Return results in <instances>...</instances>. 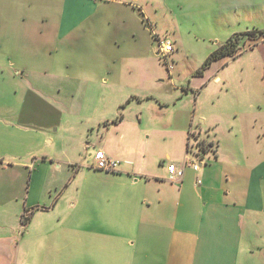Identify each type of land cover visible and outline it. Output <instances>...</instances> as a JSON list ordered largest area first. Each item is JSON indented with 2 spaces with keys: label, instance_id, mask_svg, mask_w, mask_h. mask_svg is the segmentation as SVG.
Segmentation results:
<instances>
[{
  "label": "crops",
  "instance_id": "crops-1",
  "mask_svg": "<svg viewBox=\"0 0 264 264\" xmlns=\"http://www.w3.org/2000/svg\"><path fill=\"white\" fill-rule=\"evenodd\" d=\"M193 12L208 13L209 26L253 23L264 18V0H0V30H17L14 37L0 33V91L16 83L56 92L66 84L68 91L89 93L87 106L89 96L99 99L113 88L136 91L141 100L138 93L148 96L164 77L144 17L158 35L173 31L178 50L177 38L183 39L176 29ZM10 13L16 14L14 25ZM48 30L53 40L48 41ZM21 42L55 44L54 52L63 44L75 53L25 58L14 50ZM258 47L264 67L262 38L235 56L213 61L200 74L180 75L186 82L181 88L201 92L210 80L221 79L213 66ZM261 73L262 82L264 68ZM230 92L242 95L234 96L229 107L197 113L198 126L187 130L184 160L173 163L182 175L173 180L167 170L172 162L159 158L153 164L144 157L138 177L130 179L132 155H119V141L106 143L107 152L97 147L86 155L91 164L94 152L102 150L119 164L114 172L102 171L103 179L84 184L75 183L79 171L72 174L65 152L39 161L48 166L58 159L53 172L66 171L53 185L32 179L36 175L28 173L25 155L12 160L0 154V264H241L263 237L264 85ZM229 115L233 120L223 122ZM195 116L188 110V119ZM119 119L121 125L125 116ZM0 124L8 131L2 139L30 130L45 134L47 128L39 123L33 129L26 119H0ZM189 133L207 145L198 171L188 163ZM49 142L62 147L53 138ZM9 217L20 219L21 229L16 220L9 224Z\"/></svg>",
  "mask_w": 264,
  "mask_h": 264
},
{
  "label": "rangeland",
  "instance_id": "rangeland-1",
  "mask_svg": "<svg viewBox=\"0 0 264 264\" xmlns=\"http://www.w3.org/2000/svg\"><path fill=\"white\" fill-rule=\"evenodd\" d=\"M47 2L49 3V1ZM51 3H54V0H51ZM208 15L205 12H193L191 16L180 23V28L176 30L177 34L180 32L179 36L182 33L183 43L177 38L181 43L178 50L175 49L176 44L173 39L175 33L173 31L159 35L161 38L169 39L174 47V52L171 55L173 70L169 74L160 63L164 72V77L161 79L163 81L155 83L148 96L138 93L141 100L135 97L137 93L133 92L136 91L113 88L111 91L102 92L99 99L89 96L90 104L87 106L89 93L68 91L65 89L66 84L58 86L61 91L56 92L51 90L45 92L37 87L25 89L16 83H14V88L8 84L3 85L0 91V119H21V121L26 119L32 123L31 128L33 129L38 128L39 123L46 125L47 128L45 134H36L34 130H30L23 136H5L2 139L1 133L7 134L8 131L0 124V154H9V159L14 158L11 157L13 155L17 157L25 155L31 164L27 170L28 173L30 171L31 174L33 172L36 175L35 178L32 176V179L46 181L50 185L61 180L66 171L62 174L53 172L51 165L60 164L58 159L48 166L40 164L39 161L50 156L61 157L62 152L68 155V160L73 165L69 168L72 174L74 169L79 171L76 177H73L75 183L84 184L88 180L103 179L102 171L98 172L90 167L86 155L97 147L107 152L105 145L111 141H119L115 144V148L120 146L119 155L125 153H128L129 156L132 155L128 157L130 158L128 159L130 179L138 177V166L143 157L148 161H153V164L159 158L172 163L182 162L188 137L187 130L189 127L196 128L198 126L197 113L201 111L212 113L222 106L229 107L234 96L236 98V95L238 97L242 95L236 92L232 94L230 92L232 89L236 91L240 86L256 88L264 85V80L260 81L264 68L259 59L262 49L258 47L243 51L237 57L225 58L213 66V68H218L216 72L221 76V79L217 82L210 80L201 88V92H185L181 88L182 85L185 86L186 82L181 81L180 75L202 69L210 53L228 38L252 29H264V18L254 19L253 23L240 21L233 25L227 23L228 25L216 27L206 25ZM5 16H7V12L5 15L2 14V19H6ZM9 16H11L9 19H12L11 24L14 25L16 14L10 13ZM144 21L149 22L146 17H144ZM47 32L48 41L51 37L53 40L55 36H51L49 30ZM0 33L5 37L17 36V30L14 27L1 29ZM32 37L33 35H31ZM86 43L84 41L82 45H86ZM54 46L55 44L44 46L21 42L20 45H16L17 48L15 47L14 50L25 58L41 55L55 56L62 53L64 56H68L75 53L73 49L66 45L63 46V44L58 46L60 51L54 52ZM49 77L47 80L50 79ZM240 79L243 81L241 82ZM247 97L249 98V96ZM129 99L131 100L128 101ZM182 109H185L186 114H183ZM188 110L191 113L196 112L192 121L188 119ZM122 114L125 119H123V124L118 125ZM231 120L233 118L230 115L222 119L223 122ZM185 124H187L186 128ZM50 138L61 142L62 147L50 144ZM85 144H89L87 149ZM67 167L69 166L63 169L67 170ZM27 179H29V175ZM66 180L68 179L66 178ZM22 211L23 206H21V213ZM29 214L27 213V216ZM3 220H7V217L5 216ZM15 220L17 222L16 229H21L20 219L9 217L8 222L14 224ZM2 224L0 223V230L3 229ZM258 240L252 247V254L247 253V258L241 260V264H264V229L262 239Z\"/></svg>",
  "mask_w": 264,
  "mask_h": 264
},
{
  "label": "built area",
  "instance_id": "built-area-1",
  "mask_svg": "<svg viewBox=\"0 0 264 264\" xmlns=\"http://www.w3.org/2000/svg\"><path fill=\"white\" fill-rule=\"evenodd\" d=\"M145 25L148 27L152 34L153 40L156 42V54L160 63L165 67L168 72L173 70V65L171 62V55L174 52V47L171 41L167 38H161L155 31L150 22H145ZM201 140L198 138L196 133H189V144L187 155H192V159L188 161L189 165L193 170L198 171L202 163L205 162L204 153H201L198 148V143ZM207 149V145H205ZM118 161L107 157L102 150H96L93 154V161L90 164V167L96 170L105 171V172H114L118 167ZM167 170L170 174L169 179L173 180L175 175H182L180 170L176 169V166L171 163L167 166Z\"/></svg>",
  "mask_w": 264,
  "mask_h": 264
},
{
  "label": "trees",
  "instance_id": "trees-1",
  "mask_svg": "<svg viewBox=\"0 0 264 264\" xmlns=\"http://www.w3.org/2000/svg\"><path fill=\"white\" fill-rule=\"evenodd\" d=\"M262 38H264V29H252L234 34L216 50L210 53V55L205 60L202 69L198 70V74H200L202 70L210 66L213 61L219 60L226 56H235L240 52V50L245 49L246 46H252ZM198 148L201 153L206 151V148L202 141L198 143Z\"/></svg>",
  "mask_w": 264,
  "mask_h": 264
}]
</instances>
